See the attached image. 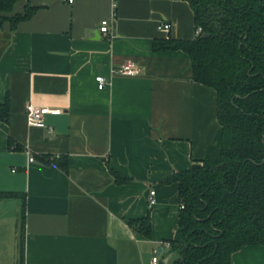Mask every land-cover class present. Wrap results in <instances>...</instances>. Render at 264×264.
<instances>
[{
    "label": "crops",
    "instance_id": "0c3cea01",
    "mask_svg": "<svg viewBox=\"0 0 264 264\" xmlns=\"http://www.w3.org/2000/svg\"><path fill=\"white\" fill-rule=\"evenodd\" d=\"M28 4L37 8L30 19L0 28V105L9 99L0 191L24 196V264H150L158 250L169 263L162 243L176 233L180 202L178 184L165 181L202 160L219 129L215 92L193 81L188 56L152 50L154 39L194 38L189 4L17 0L6 16ZM102 20L108 36L99 32ZM161 22L170 31H159ZM129 62L138 76L112 73ZM29 103L60 112L29 126ZM49 157H65L67 170ZM109 169L129 181L117 185ZM21 204L0 200V264H9L3 236L16 237ZM148 214L150 238L127 224ZM230 264H264V245L243 246Z\"/></svg>",
    "mask_w": 264,
    "mask_h": 264
},
{
    "label": "trees",
    "instance_id": "16d2710c",
    "mask_svg": "<svg viewBox=\"0 0 264 264\" xmlns=\"http://www.w3.org/2000/svg\"><path fill=\"white\" fill-rule=\"evenodd\" d=\"M16 1L0 0V28L8 22L14 30L37 10L28 4L23 13L6 16ZM177 1L189 4L201 34L154 39L152 50L188 56L193 81L215 92L219 129L202 160L165 181L178 184L182 206L176 233L166 241L169 264H230L243 246L264 245V0ZM8 119L6 96L0 122ZM9 147L19 149L12 141ZM47 160L68 168L65 157ZM109 172L117 185L129 181ZM11 198L22 201L18 264H24L25 200L20 193L0 191V200ZM127 224L151 237L149 214Z\"/></svg>",
    "mask_w": 264,
    "mask_h": 264
},
{
    "label": "built area",
    "instance_id": "2783aa9c",
    "mask_svg": "<svg viewBox=\"0 0 264 264\" xmlns=\"http://www.w3.org/2000/svg\"><path fill=\"white\" fill-rule=\"evenodd\" d=\"M73 0H67L68 3H72ZM114 7V6H113ZM110 22L107 20H102L100 22V28H99V32L103 35V36H108L109 34H111L110 30ZM157 29L159 31H170L171 29V24L167 23V22H161L158 24ZM201 34V28H196L194 30V37H197ZM113 74H120V75H125V76H138L141 71L140 68L138 66H136L133 63H126L123 64L122 66H120L119 68L113 69L112 70ZM96 82L98 83V88L102 89L105 85V79L102 76H97L95 78ZM60 110H50L48 108H41L38 106H35L31 103L27 104L25 107V117H26V121L27 124L29 126H38V127H42L43 126V116L46 114H55V113H59ZM34 158L33 156L29 157V162H33ZM151 196L154 195V191L150 192ZM155 203V200L150 197L149 198V205H153ZM182 206H180L181 208ZM163 246L165 247H169V243H167L166 241L162 243ZM160 258L159 255H155L151 258V262L150 264H160Z\"/></svg>",
    "mask_w": 264,
    "mask_h": 264
},
{
    "label": "rangeland",
    "instance_id": "374dc122",
    "mask_svg": "<svg viewBox=\"0 0 264 264\" xmlns=\"http://www.w3.org/2000/svg\"><path fill=\"white\" fill-rule=\"evenodd\" d=\"M19 234H20V223L18 222V232L16 230V237L13 233H6L3 237H5V242L3 243L5 247V251H7L6 257L3 261H7L9 264H18L19 262Z\"/></svg>",
    "mask_w": 264,
    "mask_h": 264
},
{
    "label": "water",
    "instance_id": "95a60500",
    "mask_svg": "<svg viewBox=\"0 0 264 264\" xmlns=\"http://www.w3.org/2000/svg\"><path fill=\"white\" fill-rule=\"evenodd\" d=\"M202 37L203 38H207V37H209V35L208 34H204ZM156 254L159 255L160 254V250L156 251ZM160 264H169V263L168 262H162L161 261Z\"/></svg>",
    "mask_w": 264,
    "mask_h": 264
}]
</instances>
